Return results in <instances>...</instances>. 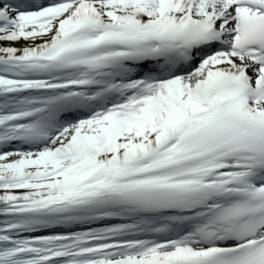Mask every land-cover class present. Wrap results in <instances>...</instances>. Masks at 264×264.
I'll use <instances>...</instances> for the list:
<instances>
[{
    "label": "snow or ice",
    "instance_id": "6c2138e0",
    "mask_svg": "<svg viewBox=\"0 0 264 264\" xmlns=\"http://www.w3.org/2000/svg\"><path fill=\"white\" fill-rule=\"evenodd\" d=\"M0 264H264V0H0Z\"/></svg>",
    "mask_w": 264,
    "mask_h": 264
}]
</instances>
